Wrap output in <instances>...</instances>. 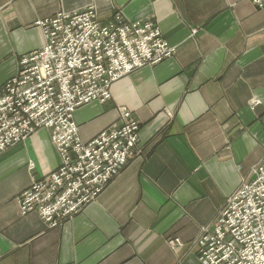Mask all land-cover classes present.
<instances>
[{
	"label": "crops",
	"instance_id": "0c3cea01",
	"mask_svg": "<svg viewBox=\"0 0 264 264\" xmlns=\"http://www.w3.org/2000/svg\"><path fill=\"white\" fill-rule=\"evenodd\" d=\"M94 6L152 19L177 52L75 113L84 142L123 110L140 122L137 155L57 228L22 215L18 196L59 169L41 129L0 156V264H200L197 241L264 159V8L247 0H0V87L45 39L40 20ZM176 239L177 244L173 243Z\"/></svg>",
	"mask_w": 264,
	"mask_h": 264
},
{
	"label": "built area",
	"instance_id": "2783aa9c",
	"mask_svg": "<svg viewBox=\"0 0 264 264\" xmlns=\"http://www.w3.org/2000/svg\"><path fill=\"white\" fill-rule=\"evenodd\" d=\"M264 8V0H247ZM41 49L21 57L18 74L0 87V156L41 129L50 132L58 170L17 198L22 215L37 213L57 228L95 201L137 155L140 122L123 110L118 123L88 142L74 120L81 107L105 103L112 86L177 52L152 19L122 12L102 21L94 6L36 23ZM226 201L197 241L200 264H264V159Z\"/></svg>",
	"mask_w": 264,
	"mask_h": 264
},
{
	"label": "rangeland",
	"instance_id": "374dc122",
	"mask_svg": "<svg viewBox=\"0 0 264 264\" xmlns=\"http://www.w3.org/2000/svg\"><path fill=\"white\" fill-rule=\"evenodd\" d=\"M253 5H254V4H253ZM111 99H112V97H111ZM111 99H110V100H111ZM107 102H108V101H107ZM105 103H106V102H105ZM74 120H75V118H74ZM119 120H120V119H119ZM118 122H119V121H118ZM118 122H116V123H118ZM116 123H114V124L110 125V126H109V127H107V128H110V127H112V126H113V125H115ZM78 127H79V126H78ZM107 128H106V129H107ZM106 129H104V130H106ZM104 130H103V131H104ZM79 131H80V130H79ZM101 132H102V131H101ZM101 132H100V133H101ZM80 137H81V134H80ZM81 139H82V137H81ZM82 140H83V139H82ZM25 141H26V140H25ZM22 142H24V141H22ZM22 142H20V143H22ZM83 142H84V141H83ZM108 185H109V184H108ZM18 197H19V196H18ZM209 229H210V228H209Z\"/></svg>",
	"mask_w": 264,
	"mask_h": 264
},
{
	"label": "bare ground",
	"instance_id": "6f19581e",
	"mask_svg": "<svg viewBox=\"0 0 264 264\" xmlns=\"http://www.w3.org/2000/svg\"><path fill=\"white\" fill-rule=\"evenodd\" d=\"M48 19V18H47ZM47 19H43V20H40V21H45V20H47ZM179 242V240L178 239H176L175 241H173V243H175V244H177Z\"/></svg>",
	"mask_w": 264,
	"mask_h": 264
}]
</instances>
